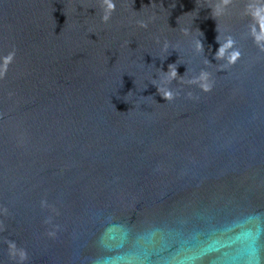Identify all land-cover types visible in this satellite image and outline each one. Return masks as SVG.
<instances>
[{
  "label": "water",
  "instance_id": "obj_1",
  "mask_svg": "<svg viewBox=\"0 0 264 264\" xmlns=\"http://www.w3.org/2000/svg\"><path fill=\"white\" fill-rule=\"evenodd\" d=\"M103 13L0 0V264H264V0Z\"/></svg>",
  "mask_w": 264,
  "mask_h": 264
},
{
  "label": "clouds",
  "instance_id": "obj_2",
  "mask_svg": "<svg viewBox=\"0 0 264 264\" xmlns=\"http://www.w3.org/2000/svg\"><path fill=\"white\" fill-rule=\"evenodd\" d=\"M227 2L228 0H224L225 4ZM102 4L104 7V13L101 19L104 21H107L111 15V12L115 10L116 0H102ZM142 26H146V25L142 23ZM262 29H264V24H262ZM232 44H233V41L230 37L226 38L224 41H220V45L215 53L216 58L223 59L227 61L228 63L235 62V60L240 55V53L237 50H232L231 48ZM196 46L198 49H202V45L199 40H197ZM165 74L168 77L167 83H171V81L173 79H176L178 76L183 77V75L181 76L177 74L175 64H169L168 71H166ZM207 75L208 73L202 70L198 76L191 77L190 82L195 83L198 79H206ZM203 87L207 89L210 87V85L204 84ZM157 90L165 99H171L174 95L173 91L170 88H168L165 84H162L159 87H157Z\"/></svg>",
  "mask_w": 264,
  "mask_h": 264
}]
</instances>
